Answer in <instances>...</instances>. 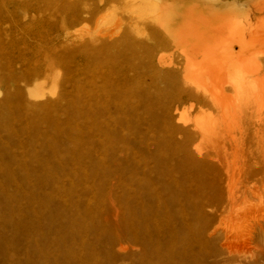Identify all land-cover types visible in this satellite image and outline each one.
Returning a JSON list of instances; mask_svg holds the SVG:
<instances>
[{
  "label": "rangeland",
  "instance_id": "374dc122",
  "mask_svg": "<svg viewBox=\"0 0 264 264\" xmlns=\"http://www.w3.org/2000/svg\"><path fill=\"white\" fill-rule=\"evenodd\" d=\"M263 37L264 0H0V264H264Z\"/></svg>",
  "mask_w": 264,
  "mask_h": 264
},
{
  "label": "bare ground",
  "instance_id": "6f19581e",
  "mask_svg": "<svg viewBox=\"0 0 264 264\" xmlns=\"http://www.w3.org/2000/svg\"><path fill=\"white\" fill-rule=\"evenodd\" d=\"M240 21H241V19H240ZM230 24H232V23H230ZM262 24V23H261ZM215 26V24L213 25V27ZM260 26V25H259ZM212 27V29H215V28H213ZM217 27V26H216ZM204 28V27H203ZM238 28V27H237ZM209 29H211V28H209ZM208 29V30H209ZM226 29V28H225ZM234 28H231L230 30H226V32H227V34H228V38H229V42H228V44H229V46H227V47H225V50L222 52L223 53V55L225 56H227L228 54H229V50H231L232 51V47H233V45H236V43H239V41L240 40H242V39H240L239 41H238V37H236V33H235V31L233 30ZM243 29V28H242ZM253 31V30H252ZM260 31V30H259ZM220 32V31H219ZM222 32V31H221ZM244 32V31H243ZM256 32V31H255ZM221 34V33H220ZM252 34V33H251ZM222 35H223V32H222ZM206 36H207V38L205 39V41H204V47H203V50H202V54H206L207 52L206 51H209L211 54L214 52V51H216L217 49L216 48H214L213 46H212V44H214V42H212L214 39H215V36H214V33H212L211 31H207L206 32ZM219 36V35H218ZM238 36V35H237ZM242 37V36H241ZM261 37V36H260ZM222 38V37H221ZM264 38V37H263ZM252 39V38H251ZM216 40V39H215ZM244 41V40H243ZM243 41H240V43L241 42H243ZM253 41V40H252ZM216 42H217V40H216ZM254 42V41H253ZM225 43H227L226 41H225ZM262 43V42H261ZM252 45H253V43H251ZM257 44V43H256ZM223 45V44H222ZM226 45V44H225ZM241 45V44H240ZM247 45H249L248 43H247ZM244 46V45H243ZM257 46V45H256ZM258 46H260V45H258ZM264 46V45H263ZM236 47V46H235ZM246 47V46H245ZM244 47V48H245ZM261 47V46H260ZM222 49V48H221ZM220 49V50H221ZM251 50V49H250ZM256 50V49H255ZM253 51V50H252ZM260 51V50H259ZM242 52V51H241ZM254 52H257V51H254ZM258 53V52H257ZM254 54H256V53H254ZM222 55V56H223ZM230 55V54H229ZM228 55V56H229ZM212 56L214 57V54H212ZM217 56V55H216ZM218 57V56H217ZM254 57V56H253ZM252 56H251V58H253ZM256 57L258 58V56L256 55ZM256 57H254V58H256ZM216 58V57H215ZM225 58V57H224ZM228 58V57H227ZM256 58V59H257ZM213 59V58H212ZM219 59V58H218ZM218 59H216L217 60V62H216V64L218 63ZM223 59V58H222ZM255 59V60H256ZM259 60H262V61H260L261 63H256V64H258V65H256L255 63V65L254 66H252V67H254V69H253V72H254V74L256 75V77L259 75V73H260V71H262V69H264V55L263 56H261V59L260 58H258ZM206 60V59H205ZM225 60V59H224ZM232 60V59H231ZM251 60V59H250ZM255 60H254V62H255ZM208 61H210V60H208L207 59V63H208V65H210L209 63L210 62H208ZM214 61V60H213ZM219 61H221L220 59H219ZM246 61V60H245ZM249 61V60H248ZM215 62V61H214ZM247 62V61H246ZM246 62H241L242 64L243 63H246ZM253 62V61H252ZM257 62V61H256ZM212 63V62H211ZM213 64V63H212ZM248 64V63H247ZM206 65L207 64H205V63H203V64H201V65H197V66H192V65H190L189 66V70H188V74L189 75H192L193 74V76L195 77L194 79L195 80H198L199 78H201V80H202V76H203V74H207V70L209 71L210 69H209V67L207 66L206 67ZM233 65H235V64H233ZM238 65H239V63H238ZM250 65V64H249ZM261 65H262V67H261ZM242 66H244V64L242 65ZM246 66V65H245ZM248 66V65H247ZM228 67V66H227ZM241 67V66H240ZM229 68V67H228ZM232 68H230V70H231ZM227 70V69H226ZM225 71V70H224ZM230 73V72H229ZM231 74V73H230ZM253 74V73H252ZM208 75V74H207ZM254 75V76H255ZM209 76V75H208ZM253 76V77H254ZM190 77V76H189ZM217 77V76H216ZM231 77V76H230ZM237 77V76H236ZM209 78V77H208ZM238 78V77H237ZM258 78V77H257ZM215 79V78H214ZM214 79H212V80H214ZM221 79V78H220ZM230 79V78H229ZM217 80H218V77H217ZM232 80V79H231ZM219 81V80H218ZM218 81H212L213 83H215V84H218L219 82ZM253 82H254V80H252ZM252 81H251V83H252ZM258 81V80H257ZM198 82H200V81H198ZM225 84V83H224ZM256 84V82H254V84L253 85H255ZM223 85V84H222ZM228 85V84H227ZM231 86V85H230ZM217 87H219V86H217ZM222 87V86H221ZM238 89V88H237ZM220 94V93H219Z\"/></svg>",
  "mask_w": 264,
  "mask_h": 264
}]
</instances>
